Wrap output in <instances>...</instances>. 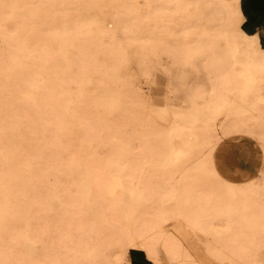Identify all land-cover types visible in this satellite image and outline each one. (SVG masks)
<instances>
[{
	"label": "bare ground",
	"instance_id": "6f19581e",
	"mask_svg": "<svg viewBox=\"0 0 264 264\" xmlns=\"http://www.w3.org/2000/svg\"><path fill=\"white\" fill-rule=\"evenodd\" d=\"M176 1L0 0V264H107L113 244L115 264H130L139 235L160 245L167 237L158 223L174 224L189 252L171 244L147 253L161 264H264L259 183L237 189L242 178L213 158L235 139L221 131L225 122L236 116L237 136L249 137L264 114V49L240 32V0ZM149 36L183 80L188 66L237 82L155 111L138 88L156 70ZM202 185L251 205L240 217L245 235L209 252L194 232L219 235L218 214L206 223L205 211L180 208L196 203L189 190ZM143 222L151 229L140 231Z\"/></svg>",
	"mask_w": 264,
	"mask_h": 264
},
{
	"label": "rangeland",
	"instance_id": "374dc122",
	"mask_svg": "<svg viewBox=\"0 0 264 264\" xmlns=\"http://www.w3.org/2000/svg\"><path fill=\"white\" fill-rule=\"evenodd\" d=\"M173 2L177 3L178 1L173 0ZM240 4L242 6L240 32L245 33L249 37H256L258 45L264 49V25H262L264 22V0H240ZM149 18L152 25V17ZM235 21H239V18L237 17ZM194 30L195 29H193L192 33L196 35ZM238 32L239 29L236 25L234 35ZM185 33L186 38L189 39L186 26ZM149 42L152 45V49L155 46L154 50L157 58L156 70L151 74H144L138 81V88L141 93H143L144 97H146L151 108L157 112L163 108H168L170 110L178 109V105L181 101L186 99L187 94L192 91L202 90L205 93L202 99H206L208 98L209 93L212 92L213 87L217 90L223 88L227 89L233 83L237 82V78H226L224 77L225 75L219 73H215L213 76L206 74L202 70L198 73H193L191 72L192 69L188 66L183 67L185 70L184 74L186 75L185 80H183L177 72L176 67H174L175 65L169 54H163L162 59H158L159 55L161 56V52L164 50V48L160 46L159 41L156 38L154 40L152 36H149ZM167 50H170L171 53L174 52L172 44L165 48V51ZM204 60L205 59L195 60L196 65H194L193 68L199 69L201 62ZM213 63H217V61L214 60ZM202 99L198 98L196 100L201 102ZM163 103H174L175 105H172V107H163ZM258 109H261L260 111L264 112V105L258 104ZM258 115L259 118L257 121L259 123L255 122V124L250 127L248 130L250 132L249 137L237 136L241 128H239V121L236 116L231 117L230 121L228 120V122H225L221 131L232 135L235 139L231 141L230 146L224 147L225 149L216 150L213 158L220 163L223 171L233 175H239L242 178L240 181H234L236 182L235 184L237 186L235 187L237 189L248 187L258 182L259 184L255 189L258 194L262 195L264 194V175L259 167L262 155L264 156V154H261L259 144L263 142L262 138H264V114ZM247 116L248 115L242 117L244 122L248 120V118L245 119ZM261 119L263 122L262 124L260 122ZM211 128L214 131L215 127L212 126ZM242 128H249V126L245 123ZM189 191H194L191 195L194 199H197V201L196 203L190 204L181 203L180 208L184 214L187 213L186 215L190 216L192 211L203 210L205 211L203 220L206 221V223L209 214L210 216L218 214V219L211 217V221L215 223L219 235L206 234L201 236L197 231L194 232L195 237L203 245L206 252H209L208 247L211 244L216 245L218 242H221V244L226 243L228 246L229 242H232L233 239L238 237L241 233H243L242 235H245L246 228L241 224L240 217L242 212L249 215L251 211V205L249 203L243 202L242 198L235 203H230L227 197L223 196L220 191L218 192V188L216 189V187H211L209 185L191 188ZM3 202L4 197L0 196V204ZM253 202V215L259 210H264L262 206H258L259 201L254 199ZM7 203H11L10 200ZM169 205L171 206L173 203H170ZM226 205H232L235 209L234 213H225L224 206ZM148 210L152 209H147V211ZM148 224L149 222H143L140 225L139 230L151 229ZM173 225L174 224L163 225L158 223L153 229L156 232L164 233V236L167 235V237L162 240L161 245L171 246V244H175L176 252L181 251L182 253L189 255V252L185 250L186 247L184 241L177 236L173 227L171 228ZM10 226L11 225L8 224V227ZM12 228L13 227L9 228L10 233ZM122 237L120 235L119 240L122 239ZM79 238L80 237L77 235L75 240L77 241ZM137 239L136 242L139 243V246H129L127 248V256L131 259L130 264H161L147 254L150 253L154 256L156 249H160V241H155L144 235H139ZM113 245L108 250L107 264H115L116 260L122 258L121 253L119 252L121 251V246L113 247Z\"/></svg>",
	"mask_w": 264,
	"mask_h": 264
},
{
	"label": "crops",
	"instance_id": "0c3cea01",
	"mask_svg": "<svg viewBox=\"0 0 264 264\" xmlns=\"http://www.w3.org/2000/svg\"><path fill=\"white\" fill-rule=\"evenodd\" d=\"M239 4H240V1H239ZM241 7H242V6H241V4H240V10H241ZM241 13H242V10H241ZM262 25H264V22H263V24H262Z\"/></svg>",
	"mask_w": 264,
	"mask_h": 264
}]
</instances>
